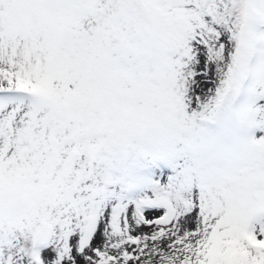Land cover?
I'll return each mask as SVG.
<instances>
[{
	"label": "snow or ice",
	"instance_id": "obj_1",
	"mask_svg": "<svg viewBox=\"0 0 264 264\" xmlns=\"http://www.w3.org/2000/svg\"><path fill=\"white\" fill-rule=\"evenodd\" d=\"M0 264H264V0H0Z\"/></svg>",
	"mask_w": 264,
	"mask_h": 264
}]
</instances>
